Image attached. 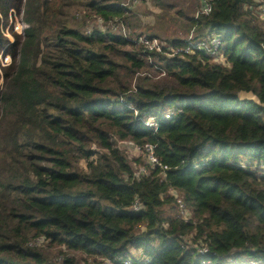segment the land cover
I'll return each instance as SVG.
<instances>
[{"label": "trees", "instance_id": "1", "mask_svg": "<svg viewBox=\"0 0 264 264\" xmlns=\"http://www.w3.org/2000/svg\"><path fill=\"white\" fill-rule=\"evenodd\" d=\"M124 1L0 0V56H10L0 64V264H264L258 3L214 0L198 17L181 11L186 35L220 36L224 62L156 55L165 70L156 79L135 30L105 27L133 26ZM11 10L24 30L10 42ZM6 133L17 138L13 151L1 142ZM120 142L151 144L162 167L144 154L132 164ZM177 198L190 218L177 216ZM41 236L45 245L29 244ZM199 240L208 253L192 246Z\"/></svg>", "mask_w": 264, "mask_h": 264}, {"label": "built area", "instance_id": "2", "mask_svg": "<svg viewBox=\"0 0 264 264\" xmlns=\"http://www.w3.org/2000/svg\"><path fill=\"white\" fill-rule=\"evenodd\" d=\"M258 3V11L259 16L261 20L264 23V0H255ZM140 0H125L124 5H126L129 8L134 7L137 3H139ZM214 0H199V6L197 7V10L195 11V17L202 16V15H208L212 11ZM116 25L114 26V30L121 32L123 35H126V28L124 24L121 21L114 20ZM20 28L22 29V33L24 30V25L20 24ZM133 40L136 44L140 45L144 51L146 52V59L149 63L152 64V70L151 72H147L146 74L153 78H159L163 75H165V70L162 69L158 63L155 62L156 55L163 56L165 58H171L175 56H184L194 53H204L207 54L212 58V60L216 63L224 62V56L222 53V41L219 35L217 34H206L204 36H197L195 33L194 28H191V30L188 32V34L183 38L182 44H173L172 42H169L167 40H164L158 36L154 35H147L144 33L136 34L133 37ZM141 72L136 73L138 75ZM166 118L169 117V114L165 115ZM144 124L148 127H153L154 129L157 128V123L153 121L152 119H146L144 121ZM130 146L133 148L134 151L140 152L146 156L147 162H149L152 165H162L159 163L158 159L153 154V146L151 144H144L142 146L135 145L131 142H129ZM257 167L259 169V173L264 175V162L260 161L257 162ZM139 172H147V170L143 167L138 168ZM177 216L183 219L190 218V213L185 207L184 203L180 200V198H177ZM133 209L138 210L141 207V203L138 200H135L133 203ZM45 241L44 237H39L31 241L30 245H39L42 244ZM187 243L190 244L192 242L191 237H188L186 239ZM193 243V242H192ZM193 247L197 250L198 254H205L208 253V247L204 242H201L200 240L192 244ZM230 259H228L229 261ZM132 259L127 258L123 261V264H131ZM212 262L208 259H201L199 264H211ZM252 264H258L257 261L252 260ZM106 264V263H104Z\"/></svg>", "mask_w": 264, "mask_h": 264}, {"label": "rangeland", "instance_id": "3", "mask_svg": "<svg viewBox=\"0 0 264 264\" xmlns=\"http://www.w3.org/2000/svg\"><path fill=\"white\" fill-rule=\"evenodd\" d=\"M161 5H156L150 1H140L134 7H132L133 14L131 15V20L133 21V26L128 28V25L124 23L126 28V33H131L135 30V34H157L160 38L166 40L172 37L184 38L186 36L184 30L182 29L183 22L185 17L181 14V11L187 16H194L195 11L197 10V3L199 0H161ZM11 15L8 21V24L4 28L5 34L9 38L10 42L13 41V33H22L20 24H23L22 19L15 11L11 10ZM97 26H103L101 20L95 22ZM24 25V24H23ZM115 22L108 23L105 27L111 26L114 30ZM115 31V30H114ZM10 56H0V64L5 65L9 63ZM2 82V80L0 81ZM241 97L255 98L248 93H240ZM11 133H6L2 135L1 142L9 149L14 150L18 143L17 138L15 139ZM36 140L44 141L41 135H37ZM119 146L121 149L125 150L128 157L133 160L139 158L142 153L134 151L130 146L129 142H120ZM69 150L73 151V148L70 147ZM143 155V154H142ZM11 158L9 157L6 162V168L10 165ZM77 165L80 169L84 168L87 165V161L84 158H78ZM47 243L44 241L40 246H43ZM62 248V249H61ZM55 248L53 253L57 256V259H60L61 254L60 250L63 251V247ZM84 257V256H83ZM82 257V258H83ZM87 263L93 264L91 259H87ZM81 264H84L81 261Z\"/></svg>", "mask_w": 264, "mask_h": 264}]
</instances>
